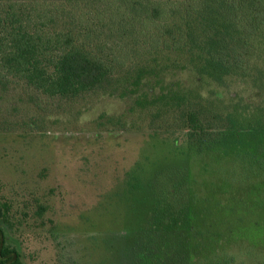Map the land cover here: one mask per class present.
Wrapping results in <instances>:
<instances>
[{
    "label": "trees",
    "instance_id": "trees-1",
    "mask_svg": "<svg viewBox=\"0 0 264 264\" xmlns=\"http://www.w3.org/2000/svg\"><path fill=\"white\" fill-rule=\"evenodd\" d=\"M103 96L120 109L96 127L264 155V0H0V131L19 121L23 97L29 125L50 99L78 109ZM10 229L1 203L0 264H25ZM160 232L124 247L162 250ZM178 232L175 246L192 250V226Z\"/></svg>",
    "mask_w": 264,
    "mask_h": 264
},
{
    "label": "rangeland",
    "instance_id": "rangeland-1",
    "mask_svg": "<svg viewBox=\"0 0 264 264\" xmlns=\"http://www.w3.org/2000/svg\"><path fill=\"white\" fill-rule=\"evenodd\" d=\"M117 101L103 96L73 109L50 99L38 103L49 110L43 119L28 125L21 111L0 131V204L22 261L132 264L137 250L120 249L122 241L148 243L171 212L195 231L192 249L206 247L195 264H264V155L92 125L119 110Z\"/></svg>",
    "mask_w": 264,
    "mask_h": 264
},
{
    "label": "flooded vegetation",
    "instance_id": "flooded-vegetation-1",
    "mask_svg": "<svg viewBox=\"0 0 264 264\" xmlns=\"http://www.w3.org/2000/svg\"><path fill=\"white\" fill-rule=\"evenodd\" d=\"M225 99H227V101L229 100V98H225ZM174 138L179 139L178 137H174ZM185 142L188 144L194 143L192 140H188L187 138H186ZM203 148H205V147H203ZM181 218H183V216L178 215V214H171L170 216L166 214L164 216V223L161 226V234H162L161 238L164 241V244L162 243V245H163L162 250H137L135 253L136 257L134 258L132 264H135V263H142V264H183V259L186 260L187 264H195V260L198 261L197 258L200 254V250H203L206 247L205 248L199 247L198 250H196V249L180 250L179 246H175L178 244V242H175V240H172V239H171L172 240L171 242L169 241V237L174 238L177 235H179V232H178L179 226H178L177 222H179V220ZM163 230H165V232H166V239L164 238V234L162 233ZM124 241H126V240L122 241V244H121L122 246L120 247V249L124 247V244H125ZM110 249L112 250L113 247H110L109 250ZM185 251L188 252L187 255H185ZM190 253H191V255H189ZM195 256H196V259L194 260ZM201 264H211V263L204 262Z\"/></svg>",
    "mask_w": 264,
    "mask_h": 264
}]
</instances>
